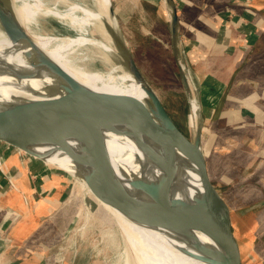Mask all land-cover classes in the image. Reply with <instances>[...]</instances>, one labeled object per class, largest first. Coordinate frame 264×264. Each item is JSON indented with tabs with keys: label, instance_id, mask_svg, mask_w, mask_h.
<instances>
[{
	"label": "bare ground",
	"instance_id": "obj_1",
	"mask_svg": "<svg viewBox=\"0 0 264 264\" xmlns=\"http://www.w3.org/2000/svg\"><path fill=\"white\" fill-rule=\"evenodd\" d=\"M1 1L2 4L5 2ZM7 4L11 9L13 27L23 33L25 31L45 57L70 75L82 89L90 93L126 96L144 106L147 98L133 76L122 65L109 61L115 54L110 33L118 34L117 21L108 13L110 0L108 7L101 0H89L88 5L55 0L52 8L47 7L45 0H7ZM60 4H65L63 9H59ZM42 16L56 19L61 27L75 35L46 36L38 33L35 25ZM27 49L24 41L13 45L0 26L1 100L8 106L21 108L71 101L54 73L40 66L32 68L38 63L33 58H25ZM92 50L102 54L99 60L106 66L105 70L88 68V61L94 58L89 54ZM189 101L195 133L201 108L194 96ZM144 114L150 124L159 127L149 111ZM98 129L100 152L111 159L128 179L141 180L139 154L147 152L148 147L144 148L127 114L121 111L102 117L98 120ZM52 133L49 141L54 142L40 140L28 146L37 159L58 166L63 159L71 157L67 156L69 154L79 158L80 146L74 127L53 128ZM165 145V170L160 179L176 183L197 179L199 171L190 145L184 142H166ZM80 186L86 191L85 205H95L92 214L98 217L95 220L101 226L100 233L105 244L112 250H119L116 257L118 264H218L214 253L197 257L199 248L210 244L203 228L207 219L206 210L180 228L146 227L126 219L106 199L93 193L83 178Z\"/></svg>",
	"mask_w": 264,
	"mask_h": 264
},
{
	"label": "water",
	"instance_id": "obj_2",
	"mask_svg": "<svg viewBox=\"0 0 264 264\" xmlns=\"http://www.w3.org/2000/svg\"><path fill=\"white\" fill-rule=\"evenodd\" d=\"M164 3L169 9L173 58L189 101L193 95L178 57L176 6L173 0H164ZM108 13L114 17L110 5ZM10 16L11 9L7 0L3 4L0 0V26L9 41L13 45L24 41L28 47L24 54L25 58H33L38 63L32 68L40 66L54 73L60 79V85L71 101L21 108L16 105L8 106L0 98V155L3 159L5 153H15L23 164L25 162L60 175V169L50 168L51 165L37 159L36 154L28 146L40 140L52 143L54 141H49V138L53 134V128L72 126L80 146L79 158L74 162L80 168L79 175L93 193L106 199L129 221L146 227L180 228L206 210L207 219L203 228L210 244L199 245L201 247L197 257L214 253L218 257V264H244L231 228L229 208L210 181L201 154V111L198 128L191 143L173 122L126 51L121 55V65L133 76L144 92L147 98L144 106L126 96L85 91L70 75L47 59L25 31L23 33L18 28L15 29ZM110 37L117 46L118 34L110 33ZM87 100L90 101L89 104ZM121 111L125 112L133 123L144 148L148 147L147 152L142 151L139 154L142 177L139 181L128 179L111 159L100 152L97 140L98 120ZM146 111L153 115L160 128L148 122L144 114ZM166 142L169 144L184 142L190 145L199 171L197 179L177 183L160 179V174L165 170L163 164L166 159Z\"/></svg>",
	"mask_w": 264,
	"mask_h": 264
},
{
	"label": "crops",
	"instance_id": "obj_3",
	"mask_svg": "<svg viewBox=\"0 0 264 264\" xmlns=\"http://www.w3.org/2000/svg\"><path fill=\"white\" fill-rule=\"evenodd\" d=\"M173 1L178 46L187 47L194 78L203 75L200 150L208 177L229 208L241 260L264 264V0ZM219 54L225 58L222 69L215 65ZM4 158L17 190L6 191L0 172V207L20 214L11 231L26 234L55 210L54 192H61V183L53 182L57 174L30 165L34 173L45 174L33 184L29 167L15 153ZM228 186L241 190L240 202L225 190ZM1 216L0 210V222Z\"/></svg>",
	"mask_w": 264,
	"mask_h": 264
},
{
	"label": "rangeland",
	"instance_id": "obj_4",
	"mask_svg": "<svg viewBox=\"0 0 264 264\" xmlns=\"http://www.w3.org/2000/svg\"><path fill=\"white\" fill-rule=\"evenodd\" d=\"M45 1L47 7L50 8L53 7L52 4L55 2V0ZM65 1L68 4L72 2L89 4V0ZM101 1L108 7V0ZM64 6L60 4L59 9H63ZM110 7L117 21L119 44L114 45L110 37L115 54L109 61L111 64L121 65V55L126 51L133 58L143 78L156 93L173 122L186 139L192 143L195 133L190 111L191 102L188 101L185 94L173 58L170 43L169 9L164 0H110ZM35 29L38 33L46 36L73 37L75 35L72 31L61 27L57 20L52 17H39ZM94 37L99 39L98 35L94 34ZM184 47L187 49L186 46L178 47V57L185 67L184 72L188 77L191 93L197 99L201 108L199 85L203 75L199 79L194 78L191 67L186 61ZM89 54H92L94 58L88 61V68L90 70H105L106 66L99 60L102 54L97 50H92ZM214 57L219 60V63L215 64L218 69L224 66V56L222 57L219 54ZM206 95L203 94L202 98L205 99ZM64 144L68 146V143L64 142ZM67 156L71 157L63 159L58 166L50 162H44L51 165L50 168L60 169L67 174L59 170L60 175L55 174L58 178L52 177L53 182L61 183V192H54L58 194L57 197H54L57 199V201H54L57 202V205L52 202L55 210H52L49 216L48 214L41 216L30 232L14 234L11 231L12 224L19 220L15 222L12 220L7 221L4 216L8 212L13 213L15 211L0 207L2 214L0 228L3 231L0 235V264L119 263V261H116L119 250H112L101 237V226L96 221L98 217L92 214L95 205L92 207L85 205L87 195L85 194L86 191L80 186L82 178L79 174L81 171L74 162L78 157L72 154ZM25 164L29 167V176L33 184L37 182L36 179L42 180L45 175L44 172L36 174L32 169L30 170V164ZM2 177L4 179V176ZM4 184L6 191H15L6 181ZM225 190L234 197L238 196L235 198L237 202L241 201V198H239L242 197L240 195L241 190L235 192L229 186ZM244 197H249V193H245ZM16 238L21 242L18 243ZM18 244L23 246L21 247ZM243 261L244 257H242Z\"/></svg>",
	"mask_w": 264,
	"mask_h": 264
},
{
	"label": "built area",
	"instance_id": "obj_5",
	"mask_svg": "<svg viewBox=\"0 0 264 264\" xmlns=\"http://www.w3.org/2000/svg\"><path fill=\"white\" fill-rule=\"evenodd\" d=\"M185 48V47H184ZM185 57H186V61L188 63V56H187V51H186V48H185ZM182 68L184 69L185 67L183 66V64L180 62ZM22 165H24L23 163H21ZM0 172L2 174V176H4V180L11 186V188H13L14 190H17L16 189V184H15V181H14V177L13 175L10 173V171H8L5 167V161L3 159V157L0 155ZM23 201L25 202V199L23 198ZM4 219L5 220H12V221H16V220H19L20 219V214L19 213H16V212H8L5 214L4 216ZM16 223V222H15ZM14 224V223H13Z\"/></svg>",
	"mask_w": 264,
	"mask_h": 264
}]
</instances>
